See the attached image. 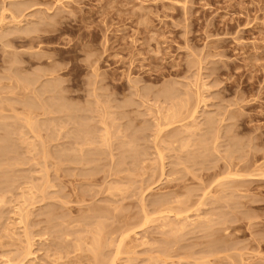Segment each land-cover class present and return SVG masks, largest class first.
<instances>
[{
	"label": "rangeland",
	"instance_id": "374dc122",
	"mask_svg": "<svg viewBox=\"0 0 264 264\" xmlns=\"http://www.w3.org/2000/svg\"><path fill=\"white\" fill-rule=\"evenodd\" d=\"M0 264H264V0H0Z\"/></svg>",
	"mask_w": 264,
	"mask_h": 264
}]
</instances>
